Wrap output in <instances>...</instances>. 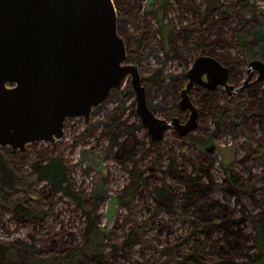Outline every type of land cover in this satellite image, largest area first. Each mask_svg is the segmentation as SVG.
Returning <instances> with one entry per match:
<instances>
[{
    "label": "rangeland",
    "instance_id": "rangeland-1",
    "mask_svg": "<svg viewBox=\"0 0 264 264\" xmlns=\"http://www.w3.org/2000/svg\"><path fill=\"white\" fill-rule=\"evenodd\" d=\"M113 2L117 9L118 33L125 43L137 40L144 32L147 33L148 43L144 44V53L135 58L133 62L140 71L149 109L155 117L164 120L162 118L167 116V113L156 107L158 105L156 84L159 80H165L168 86L173 79L186 76L184 75L186 64H181L177 57L188 48L183 34L189 31V37H197V29L202 26L200 22L202 13L205 11V0H113ZM223 2L228 9H231L229 23L221 22L219 15L211 17L210 23L213 24V28L209 36L211 40L221 39L224 47H205L193 51L200 54L214 51V54L225 62L246 63L245 68L254 60L264 62V31L255 30V26L261 21L258 19L261 16L260 13L263 14L264 21V0L244 2L223 0ZM160 31L165 35H161ZM127 59H129L128 54ZM125 90L131 94L129 99L133 100L136 113V116L129 118L128 124L133 125L139 120L141 128L135 134L136 139L144 140L143 137H147L146 148L149 149L151 146L149 139L154 138L149 134V130L143 125L142 118L137 113L136 95L128 81L123 90L116 92L124 93ZM116 97L117 94L113 96L115 99H108L105 105L103 103V106L94 108L87 120L84 117L67 119L64 136L54 143L35 141L26 146L34 145L38 149H49L55 144H60V151L65 153V157L73 165L72 178L77 182V188L85 192L89 201L87 207L94 211L92 215L106 232V252L113 264H176L177 259L185 252H191V247L197 243L207 261L220 260L224 257L230 259L232 257L238 262L253 259L257 248L254 231L249 226L250 224H245L239 234L235 228L232 229L233 232L235 231L234 234L229 233L230 235L225 237V231L222 229L218 216L219 202L235 210L236 198L228 196L223 202L218 191L212 187L226 180L229 168L233 167L236 172L241 171L238 169V161L246 153L243 155L239 152L238 146L244 142V138L239 137L235 140L231 136H225V138L221 137L207 142L205 137L197 143L199 149L195 151L193 161L204 163L203 170L206 176L196 191L190 189L189 183L183 184L179 179L177 181L166 180V183L178 188L179 193L189 191V189L195 191L197 193L195 205L199 209L208 210L202 213L203 220L199 222L195 221L190 224L175 222L171 218L173 207L170 210L168 208L158 210L156 201L150 195L153 186L156 183H162L155 179L157 175L161 177L156 169L166 164L158 160L156 165L153 152L146 153L142 161L145 162L142 167L143 178L146 179L144 188L136 195L134 194L132 199H122L127 187L133 181L132 170L138 167L139 160L138 157L128 155L124 160L126 162L120 163L122 160L118 161V157L116 158L114 154L117 148L111 149V145L103 136L104 129L101 123L106 121L108 112L116 106L118 102ZM169 101L163 100V107ZM94 127L97 129L90 134ZM202 127L214 129L213 120L210 118L208 122L202 123ZM155 141L173 145L171 130H167L166 138ZM8 148L11 150L8 146H0V184L7 186L5 189L8 190L7 193L6 191L0 192V209L2 210L0 211V264H37L34 261L37 257L50 252H60L82 240L84 227L82 215L85 212L80 210L74 201L58 194L53 198L54 207L49 216L37 210V223L43 226H35L29 222H16L10 211L4 209L8 206L6 203L13 201L19 191L17 182L15 183V167L9 166L4 155L5 149ZM174 149L178 167H180L178 170L181 169L185 175L193 174L191 163L186 162L178 145ZM259 171L257 170L258 173ZM25 176L27 175L24 173L22 184L27 181ZM242 176L245 177V174ZM33 177L36 178L35 175ZM36 188H43L42 183ZM181 196L178 194L177 197ZM17 197L18 199L23 198L26 194L21 193ZM263 200L262 197H257L256 205L246 200L248 202H245V210H252L253 214L260 213L264 205ZM46 202L49 201L46 200ZM234 218H244V215L240 211L235 214ZM136 221L143 226V232H139L134 237L137 243L132 248H127L125 240L135 227ZM236 236L238 239L234 238ZM142 239H144L143 242ZM6 243H12L28 250L15 249L16 254L11 255L9 254L11 248ZM84 264L91 263L85 262Z\"/></svg>",
    "mask_w": 264,
    "mask_h": 264
},
{
    "label": "trees",
    "instance_id": "trees-1",
    "mask_svg": "<svg viewBox=\"0 0 264 264\" xmlns=\"http://www.w3.org/2000/svg\"><path fill=\"white\" fill-rule=\"evenodd\" d=\"M244 1L247 0H240V2ZM204 3L205 11L202 13V19L200 22L202 26L197 29V37H189V31L183 34L187 41L188 48L187 51H182L180 53L181 56H178L177 58L181 64H186L184 75H186L192 62L197 56L203 55L215 59L218 58V56L214 54V51H207L200 54L197 51L195 53L193 50L205 47H224V42L221 39H210L209 33L212 32L213 28V24L210 23V18L219 15L221 16V22L228 24L231 16V9H228V6L225 5L223 0H205ZM194 8H196V6H194ZM260 14L261 16L258 19H261V21L255 26V30L261 29L264 31L263 14ZM146 35L147 33L144 32L139 39L130 42L126 41L129 60L135 62V58L140 57L144 53V44L148 43V37H146ZM161 35H165V33L161 32ZM217 60L223 66H228L227 68L231 69V75H235L236 73L239 75L235 78V81L242 82L245 79L247 71V68H245L246 63L241 61L225 62L219 58ZM185 80V77L175 78L168 86L165 84V80H159L157 82L158 105L156 107L163 109L162 111L167 113V116H170L174 109H176L175 103L178 96V90L179 88L181 89L184 87ZM230 84L233 86L239 85L236 83ZM247 92L248 93H241L237 102L227 103L226 100H222L216 102V104L215 102L210 103V106L215 105L211 108L214 116L213 118L221 117L225 124H227L229 118L233 120L234 117L236 118V124H240L243 113L250 115L254 113L256 114L246 124L249 131V137L254 147V150H252L247 156L249 157L248 162L245 161L238 166V169L241 171L236 172L233 167L229 168L226 180L222 184L212 187L218 191L223 202L227 200L228 196H233L237 200L235 201V210L231 209L227 204H223L221 201L219 202L218 216L221 220L222 229L225 231V237L229 236V233L234 234L235 231L233 232L232 230L234 228L237 234H239L245 227V224L249 223V226H251L254 231V237L256 240L257 252L255 257L250 261L245 262L235 261L232 257L231 259L224 257V259L220 260L207 261L205 255L200 252V247L197 243L194 247H191L193 251L191 250V252H185L181 255L177 259L178 262H176V264H264V205L260 213L253 214L254 211L245 210V202H253V204L256 205L257 197H262L264 199V136L257 135H264V96L262 91L257 89L256 86L249 88ZM114 93L117 94L116 98H118V102L116 103V106L108 112L106 121L101 123V126H103L104 129L103 136L111 145V149L114 147L117 148L114 154L116 158L118 157V161L122 160L120 163L124 164V162H126L124 160L128 155L131 157H138L139 160L138 167L132 170L133 181L131 185L127 187L126 193L122 199L130 200L134 197V194L136 195L137 192L144 188L146 179L143 178L142 167L145 162L142 161L144 160L146 153L153 152V158L156 160V165L158 160L166 163L156 169L158 174H161V177L157 175L155 179L162 181V183H156L150 193L151 197L154 198L157 203L156 206L158 210H164L167 208L170 210V208L173 207L171 210V218L175 222L190 224L195 221L199 222L203 220L202 213L204 211L208 212V210L199 209L195 205V199L197 197L195 191L196 188L201 186L200 184L203 183L202 180H204L206 175L203 170L204 163H196L197 161H193V156L196 150L193 151L192 149L183 146L182 140L181 138H178V136H176V138L171 136L173 145L149 139L151 146L147 149V137H143L144 140L142 138L138 140L135 136L137 130L141 128L139 120L137 121L138 127L137 123L133 125L128 124L129 118L136 116L133 100L129 99L131 94H128L126 90L124 93L113 91L106 99L107 102L108 99H115L113 98L115 95ZM245 94H247V96H245ZM163 100H170L167 103L169 107H167V105L163 107ZM223 101H225L224 104H221ZM206 102L207 97L201 103L207 105ZM105 104L106 103L104 102V105ZM208 109H202V112H206ZM243 127L245 128V125ZM96 129L97 128L94 127L90 134H93ZM121 139H123V141ZM177 145L181 154L184 155L186 162L191 163L190 166L192 167L193 174L185 175L181 169V171L178 170L180 167H178L176 150L174 149ZM59 146L60 144H55L53 148L38 149L32 145L29 146L25 152H13L9 148L5 149L6 151L4 152V155L9 166L12 165L15 167V183L17 182L16 185L18 186L19 191L15 195L13 201L6 203L8 206L6 208L4 207V209H8L12 214V218L18 223L29 222L33 225L35 224V226H43V224L37 223L38 217H36V213L39 211L41 214L49 216L54 207L53 198L58 194L68 197L75 202L80 210L85 212L84 215H82L84 217L82 240L60 252H50L42 257L39 256L34 261L37 262V264H84L85 262H90L91 264H113L112 259L106 252V232L97 219L92 215L94 211L87 207L89 201L85 192L77 188V182L72 178L73 165L65 157V153L60 151ZM27 165L28 167H26ZM144 170L145 169L143 168V171ZM257 170H260L259 173ZM24 173L27 175L25 176L27 181L22 184L24 181ZM242 174H245V177H243ZM34 175L36 178L33 177ZM167 179H174L176 181L179 179L183 184L189 183L188 185H190V189L195 191L189 189V191L187 190L186 192L179 193V189L174 188L173 184L166 183ZM41 183L43 188H36L41 185ZM6 187H4L3 184H0V192L6 191L7 193L8 190L5 189ZM21 193H25L26 197L18 199L17 196ZM178 194H181L182 196L177 197ZM46 200L49 202L47 203ZM0 211L2 210L0 209ZM240 211L243 213L244 218H234L235 214H237V212L240 213ZM150 222L147 223L150 224ZM135 224L133 230H131L126 237L125 246L127 248H132L137 243V241L134 240V237L139 232H143V226L140 225L138 221H136ZM234 238L238 239L237 236ZM143 240L144 239H142V242ZM6 244L13 249L9 250V254L11 255L16 254L15 249L19 251L28 250L12 243Z\"/></svg>",
    "mask_w": 264,
    "mask_h": 264
},
{
    "label": "water",
    "instance_id": "water-1",
    "mask_svg": "<svg viewBox=\"0 0 264 264\" xmlns=\"http://www.w3.org/2000/svg\"><path fill=\"white\" fill-rule=\"evenodd\" d=\"M117 23L113 0H0V146L25 150L35 141L54 143L64 136L67 119H89L129 78L143 125L162 138L169 123L149 109ZM249 66L250 74L257 70L264 80L263 61ZM227 76L218 60L197 58L187 73L184 99L195 82L233 88Z\"/></svg>",
    "mask_w": 264,
    "mask_h": 264
},
{
    "label": "flooded vegetation",
    "instance_id": "flooded-vegetation-1",
    "mask_svg": "<svg viewBox=\"0 0 264 264\" xmlns=\"http://www.w3.org/2000/svg\"><path fill=\"white\" fill-rule=\"evenodd\" d=\"M217 59L218 58H216V60ZM127 62L134 64V62L129 59H127ZM246 75L248 79L243 80L242 82L235 81V78L238 77L239 75L237 73L235 75L233 74L231 75V69L228 68L227 83L229 84V86H232L233 88L230 89L225 85H221V84H216L214 86L208 87L201 83L195 82L193 86L190 88L189 92L187 93L188 100H185L183 97V91L186 89V86L189 82V79L187 78L186 75L184 87L181 89L179 88L178 90V94H177L178 96L175 103L176 109H174V111L171 113L170 116H164L162 118L164 119L162 121L169 123V127L164 131L161 139L166 138L167 130H171V136H173L174 138L178 136V138H181L183 146L192 149L194 151L199 149L197 143L202 138L205 137L207 138V142L211 140L215 141L216 139H220L221 137L225 138V136H231L235 140L239 137H243L244 142L238 147L240 148L239 152H242L243 155L244 153L246 154L244 156L242 155L243 156L242 158H239L238 166L245 161L248 162L249 157L247 156L250 154L252 150H254V147L249 137V131L246 127V124L256 114L254 113L250 115L247 113H243V115L241 116L240 124H236L235 117L233 120L229 118L227 124H225L223 122V118L221 117L213 118L214 116L212 114L211 108L214 107L215 105L210 106L211 105L210 103L215 102L216 104V102L222 100H226L228 102H237L238 101L237 99L239 98L241 93H248L247 90L255 86L257 87V89L262 91V94L264 96V81L258 79L259 78L258 76L260 75L259 72L255 70L251 74L248 72ZM203 80L208 81L207 77L205 76H203ZM128 83L129 86L132 85L131 78L128 79ZM230 83L233 84L236 83L239 85L233 86ZM120 90H123V88L118 89V91ZM245 96H247V94H245ZM206 97H207V102H206L207 105H203V103L201 102L204 101ZM103 103L101 105H103ZM202 109H208V111L202 112ZM193 117H195V120H193ZM210 118L213 120V125H214V129L212 130H210L208 127L205 128L202 127V123L208 122ZM191 122L195 124L194 128L191 130H185L186 127ZM244 125L245 128L243 127ZM149 134L152 135L150 132ZM27 149L28 147H26L25 150H13V149L11 150L13 152H25Z\"/></svg>",
    "mask_w": 264,
    "mask_h": 264
},
{
    "label": "bare ground",
    "instance_id": "bare-ground-1",
    "mask_svg": "<svg viewBox=\"0 0 264 264\" xmlns=\"http://www.w3.org/2000/svg\"><path fill=\"white\" fill-rule=\"evenodd\" d=\"M203 55H199V56H197L195 59H194V61L192 62V64H191V66H190V68H189V70L187 71V73L191 70V68L193 67V64H194V62L196 61V59L197 58H199V57H202ZM206 57H210V56H206ZM211 58H213V57H211ZM215 59V58H214ZM250 64H248L247 65V71H246V74L249 72V69H250V66H249ZM225 67V66H224ZM259 72V71H258ZM187 73H186V75H187ZM260 74V73H259ZM205 77H207V74H205L204 75ZM259 78V80H260V78H261V74L258 76ZM246 79H248V77H247V75H246V77H245V79L244 80H246ZM262 80V79H261ZM262 81H264V80H262ZM154 139H156V138H154ZM156 140H160V139H156Z\"/></svg>",
    "mask_w": 264,
    "mask_h": 264
}]
</instances>
